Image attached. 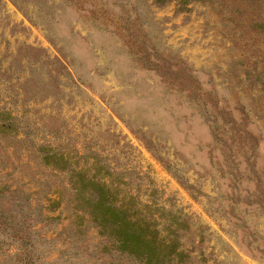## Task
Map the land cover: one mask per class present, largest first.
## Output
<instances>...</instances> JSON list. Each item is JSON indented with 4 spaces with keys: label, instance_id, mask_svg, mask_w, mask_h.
I'll list each match as a JSON object with an SVG mask.
<instances>
[{
    "label": "rangeland",
    "instance_id": "374dc122",
    "mask_svg": "<svg viewBox=\"0 0 264 264\" xmlns=\"http://www.w3.org/2000/svg\"><path fill=\"white\" fill-rule=\"evenodd\" d=\"M264 264V0H0V264Z\"/></svg>",
    "mask_w": 264,
    "mask_h": 264
},
{
    "label": "trees",
    "instance_id": "16d2710c",
    "mask_svg": "<svg viewBox=\"0 0 264 264\" xmlns=\"http://www.w3.org/2000/svg\"><path fill=\"white\" fill-rule=\"evenodd\" d=\"M92 210L97 212L98 224L110 229L118 249L133 254L143 264H178L187 253L172 231L159 235V229L152 230L147 221L132 218L124 209L96 201Z\"/></svg>",
    "mask_w": 264,
    "mask_h": 264
}]
</instances>
